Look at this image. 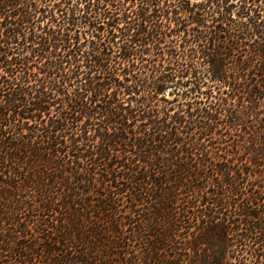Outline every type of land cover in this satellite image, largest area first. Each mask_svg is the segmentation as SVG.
<instances>
[{"label": "snow or ice", "instance_id": "1", "mask_svg": "<svg viewBox=\"0 0 264 264\" xmlns=\"http://www.w3.org/2000/svg\"><path fill=\"white\" fill-rule=\"evenodd\" d=\"M12 139L39 151L14 162ZM53 166L117 216L132 172L179 171L185 264H244L264 244L245 227L264 200V0H0V232L20 194L39 211L28 169Z\"/></svg>", "mask_w": 264, "mask_h": 264}, {"label": "trees", "instance_id": "2", "mask_svg": "<svg viewBox=\"0 0 264 264\" xmlns=\"http://www.w3.org/2000/svg\"><path fill=\"white\" fill-rule=\"evenodd\" d=\"M15 19L12 16L9 23ZM5 147L19 164L24 163L28 153L39 151L15 139L8 141ZM41 163L47 167L46 162L41 160ZM8 171L13 177L18 174L12 169ZM28 171L32 174L29 183L34 185L31 191L39 189V211H35L36 200L31 196L26 200L24 194L3 210L11 229L0 232V239L7 238L6 243L0 244V264H161L160 249L166 250L164 264H185L173 243L185 222L182 202L186 201L175 188L179 171L171 177L167 174L161 177L156 169L132 172L134 179L123 184L122 190L130 194L136 207L130 204L128 209L121 210L126 214L120 216L102 197L89 202L84 199L83 191L78 196L63 178H58L55 166L48 171L31 167ZM251 197L258 199L252 191L245 205L252 224L245 227H251L250 234L256 238L264 229V200L255 203ZM33 216L40 218V230L35 236L28 233L29 218ZM263 252L264 244L248 254L257 257ZM242 253L240 251V255ZM249 255L244 264H256ZM222 264H228L227 253ZM231 264H240L239 258L234 257Z\"/></svg>", "mask_w": 264, "mask_h": 264}, {"label": "rangeland", "instance_id": "3", "mask_svg": "<svg viewBox=\"0 0 264 264\" xmlns=\"http://www.w3.org/2000/svg\"><path fill=\"white\" fill-rule=\"evenodd\" d=\"M260 198H259V196H258V199L257 200H259ZM260 249V248H259ZM260 251V250H259ZM261 252V251H260ZM244 253H242L241 255H243ZM249 255V254H248ZM247 255V256H248ZM249 259H251V260H253L254 259V262H256V264H264V252H263V254L262 255H258L257 257H251L250 255H249V257H248ZM255 264V263H254Z\"/></svg>", "mask_w": 264, "mask_h": 264}]
</instances>
